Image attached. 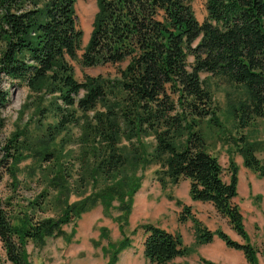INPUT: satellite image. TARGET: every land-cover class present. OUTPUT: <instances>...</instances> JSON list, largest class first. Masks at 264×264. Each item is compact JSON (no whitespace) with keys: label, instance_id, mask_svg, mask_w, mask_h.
<instances>
[{"label":"trees","instance_id":"obj_1","mask_svg":"<svg viewBox=\"0 0 264 264\" xmlns=\"http://www.w3.org/2000/svg\"><path fill=\"white\" fill-rule=\"evenodd\" d=\"M76 1L0 0V72L30 90L52 95L46 111L56 117L40 137L22 127L1 148L10 157L7 171L12 188L19 185L17 164L27 155L44 160L48 167L42 171L51 173L25 205L13 204L11 196L0 200L5 260L30 264L29 242L41 247L46 239L63 236V225H73L82 213L100 205L106 216L113 208L118 212L113 217L121 234L118 241L109 240L105 228H100L106 240L101 247L107 255L105 264H114L117 253L129 245L124 226L140 185L138 172L158 164L155 174L161 186L187 179L189 198L211 204L241 240L220 229L210 231L189 206H182L177 221L192 223L196 242L208 243L215 236L227 248L240 251L246 264H258L257 249L249 242L233 202L236 165L228 162L223 180V169L205 148L198 129L203 120L215 121L212 96L199 73L244 89L245 97L231 109L238 127L255 118L264 121V0H205L200 22L190 0H95L83 47L74 15ZM71 61L84 68L110 66L113 72L77 80ZM4 99L1 94V105ZM35 109L40 113L43 108ZM79 119L80 175L71 186L69 168L62 163L54 139ZM146 137L152 140L149 150L143 149ZM239 140L243 166L264 178V165L254 154L260 143L242 136ZM86 187L90 191L84 194ZM70 194L80 198L69 201ZM48 210L55 215L35 216ZM138 228L144 234L142 255L150 264H166L189 252L178 234L151 223ZM73 232L72 228L66 238Z\"/></svg>","mask_w":264,"mask_h":264},{"label":"rangeland","instance_id":"obj_2","mask_svg":"<svg viewBox=\"0 0 264 264\" xmlns=\"http://www.w3.org/2000/svg\"><path fill=\"white\" fill-rule=\"evenodd\" d=\"M205 0H190L195 18L200 22L205 16ZM96 11L95 0H78L74 4V15L77 28L81 31L80 46L83 47L88 39L93 15ZM78 55L81 53L79 50ZM191 57H188V61ZM74 77L81 80L84 75L106 76L113 72L110 66L81 67L71 61ZM203 85L209 90L215 108V121L203 120L199 123L205 148L217 158L222 167V179L227 180L228 162L231 160L237 168V195L233 202L239 207L243 226L249 242L257 249L258 264H264V178L252 170L245 168L242 157L238 152L239 137L249 142H258L260 147L254 152L264 165V121L253 119L246 127L240 128L232 117V108L245 97L241 86L228 83L220 77L209 73H199ZM5 99L0 104V200L11 196L13 204L18 202L25 205L27 200L34 198L44 186V177H50L42 168L48 164L44 160L27 155L17 164L16 174L19 185L14 189L10 185L7 166L10 157L1 149L15 130L25 127V133H35L41 136L46 125H53L56 117L47 112L52 95L45 92L30 90L22 82L6 77L0 72V95ZM39 106L40 113L35 109ZM45 108V109H44ZM77 115H80L77 113ZM77 122V120H76ZM79 122L68 125L55 136L54 146L61 150V161L70 172L68 182L75 186L76 178L80 175L77 167V147L80 133ZM144 143H143V142ZM143 149L149 150L151 138L142 140ZM122 144H125L122 141ZM158 164H150L141 174L140 185L132 196L127 223L124 233L129 239V245L117 253L114 264H150L142 255L143 231L138 228L141 223L158 225L165 230L178 234L183 245L189 248L187 255L176 257L166 264H204L201 259L212 264H246L242 253L227 248L217 237L208 243H197L192 223L189 220L181 223L177 216L182 206H189L191 213L200 220L210 231L222 230L231 239L240 242L239 237L230 229L226 219L219 216L209 203L193 201L188 196V180L180 179L175 184L166 183L161 186L156 179L155 170ZM90 191L85 188V193ZM77 194H70L69 201L79 199ZM116 205V202L112 203ZM53 210L36 214V217L54 216ZM118 212L111 209L110 215L102 212L100 205L94 206L82 213L74 224L62 226L63 236L46 239L41 247L32 243L26 245L30 264H105L107 255L101 247L106 240L100 235V228H105L109 240L116 242L121 238L117 222L113 217ZM73 234L67 239L71 229ZM0 264H10L0 244Z\"/></svg>","mask_w":264,"mask_h":264},{"label":"crops","instance_id":"obj_3","mask_svg":"<svg viewBox=\"0 0 264 264\" xmlns=\"http://www.w3.org/2000/svg\"><path fill=\"white\" fill-rule=\"evenodd\" d=\"M211 205V204H210ZM215 211V210H214Z\"/></svg>","mask_w":264,"mask_h":264}]
</instances>
